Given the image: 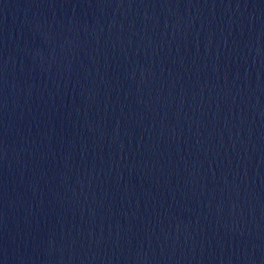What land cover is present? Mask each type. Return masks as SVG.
I'll list each match as a JSON object with an SVG mask.
<instances>
[{"label":"water","instance_id":"water-1","mask_svg":"<svg viewBox=\"0 0 264 264\" xmlns=\"http://www.w3.org/2000/svg\"><path fill=\"white\" fill-rule=\"evenodd\" d=\"M0 264H264V0H0Z\"/></svg>","mask_w":264,"mask_h":264}]
</instances>
